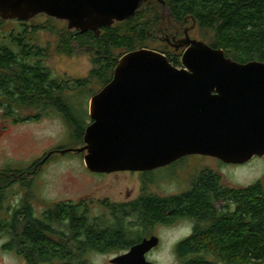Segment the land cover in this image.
<instances>
[{
    "label": "trees",
    "instance_id": "trees-1",
    "mask_svg": "<svg viewBox=\"0 0 264 264\" xmlns=\"http://www.w3.org/2000/svg\"><path fill=\"white\" fill-rule=\"evenodd\" d=\"M165 5L166 15L160 1L149 0L134 17L104 27L100 34L67 30L61 44L64 51L78 47L92 52L93 68L88 76L76 80V88L95 94L112 79L124 53L149 47L147 40L153 33L162 28L168 32L174 23L191 17L203 29L213 31L208 43L222 47L228 56L240 62L264 61V0H165ZM3 21L0 17V24ZM28 34L26 28L12 33L9 41L0 40V110L15 121L58 110L72 127L75 141L83 145L86 121L76 104L61 95L62 86L45 65L40 46ZM157 50L175 65L181 64V53ZM95 80L99 86L88 89ZM25 109H34L35 114L25 115ZM33 164L26 169L0 170V209L7 189L15 183L28 191L22 201H31L33 180L27 176L37 165ZM218 200L225 201L222 208H218ZM104 205L108 213L91 217L88 202L83 214L78 205L58 201L37 216L26 202L23 208L9 210L10 217L0 219V232L11 235L6 246L27 264H90L85 257L89 251L125 252L146 237L147 228L188 216L196 220L194 230L176 245L183 264H264L262 179L246 186H226L219 172L204 169L179 195L162 197L144 190L133 200L107 199Z\"/></svg>",
    "mask_w": 264,
    "mask_h": 264
},
{
    "label": "water",
    "instance_id": "water-1",
    "mask_svg": "<svg viewBox=\"0 0 264 264\" xmlns=\"http://www.w3.org/2000/svg\"><path fill=\"white\" fill-rule=\"evenodd\" d=\"M149 0H0L4 20L45 13L69 29L93 31L134 17ZM165 10V0H158ZM182 67L150 47L124 53L112 79L92 95L84 153L92 172L149 171L191 154L227 163L264 155V61L240 62L222 47L191 39ZM52 152L48 153V156ZM160 238H142L111 258L115 264H154L147 253Z\"/></svg>",
    "mask_w": 264,
    "mask_h": 264
},
{
    "label": "rangeland",
    "instance_id": "rangeland-1",
    "mask_svg": "<svg viewBox=\"0 0 264 264\" xmlns=\"http://www.w3.org/2000/svg\"><path fill=\"white\" fill-rule=\"evenodd\" d=\"M163 13L166 15L168 11L165 9ZM187 24L193 30V36L199 40L208 42L212 38L213 31L210 29H203L191 19ZM35 27L36 31L31 32ZM26 28L33 43L40 46L41 57L52 77L62 86L59 88L61 95L76 104L87 126L92 120L89 104L93 94L79 91L76 80L90 74L93 68L92 52L78 47L73 51H64L61 44L66 31L70 30L68 23L45 13L28 21L4 20L0 24V40L9 41L12 33H19ZM159 36V32H155L147 40L150 48H167ZM180 61L181 64L176 66L182 67V54ZM98 86L95 80L88 89H96ZM101 88L98 87L96 92ZM22 113L33 115L35 111L25 109ZM79 146L81 144L75 141L72 127L58 110L51 109L46 114L23 121H15L0 110V170L26 169L37 163L35 168L29 169L31 174L27 177L33 180L30 203L35 202L38 216L50 204L68 200L86 201L91 206V217L100 216L109 212L104 205L107 199L113 202L129 201L139 197L144 190L158 195L177 193L186 187L184 173L191 171L195 174L199 170L212 169L221 174L222 183L226 186H246L259 179L264 180V155H255L244 163H227L209 155H191L178 164L148 172L124 170L98 173L88 169L84 153L54 151ZM49 152L53 153L48 156ZM6 192L0 213L10 215L9 210L17 206L28 191L21 183H15ZM216 204L222 208L225 201L218 200ZM192 227L189 217H181L172 223H156L147 228L144 236L155 234L160 238L158 246L147 253V258L154 264H183L176 254V245L192 234ZM10 239V234L0 232V264H26L24 257L6 246ZM121 253L118 250L107 253L89 251L85 257L90 264H115L110 261L111 258Z\"/></svg>",
    "mask_w": 264,
    "mask_h": 264
},
{
    "label": "flooded vegetation",
    "instance_id": "flooded-vegetation-1",
    "mask_svg": "<svg viewBox=\"0 0 264 264\" xmlns=\"http://www.w3.org/2000/svg\"><path fill=\"white\" fill-rule=\"evenodd\" d=\"M190 19L196 22V20H194L192 17ZM22 21H24V20H22ZM187 22H188V19L185 22H182L180 24H175L174 23L173 24V28L171 30H169L168 32L165 31L164 28H162V30L159 32V35H160L159 39H161L162 41H165V43L167 44V48L170 51L171 55H173L175 53L176 54L177 53L183 54L184 50L191 44L190 42L187 43L188 40L199 39V38L193 36V33H192L193 30L191 28H189L190 26H188ZM23 23L26 24L27 22H23ZM54 151H57V152L60 153V149L59 150H54ZM191 155H199V154H191ZM191 155L183 156V157L177 159L176 161L172 162L169 165L178 164L181 161L185 160L188 156H191ZM166 166H168V165H166ZM163 167H165V166H163ZM149 171H152V170H149ZM142 172H148V171H142ZM199 172H200V170L195 172V174H193L192 171L184 173V178L186 179V187L183 188L181 191H179L177 193H174V194H171V195H167V194L166 195H160L159 194V195L162 196V197L163 196H173V195H179V194L185 192L186 190H188L191 187L196 175ZM111 173H113V172H111ZM26 202H30V201H19L17 206H19L20 208H23L26 205ZM64 202H70V203H72L74 205H78L79 206V212L85 214V209H86V204H87L86 201H64ZM34 203H30V204L32 205L33 211L36 214L35 208H34ZM45 209H46V207L44 208V210ZM7 217H10V215L6 214V213H3V214L0 213V219H5ZM186 217H188V216H186ZM189 219H191V221H192V226H193L192 227L193 228L192 232H193L194 227L196 225V220L193 219L192 217H189Z\"/></svg>",
    "mask_w": 264,
    "mask_h": 264
}]
</instances>
